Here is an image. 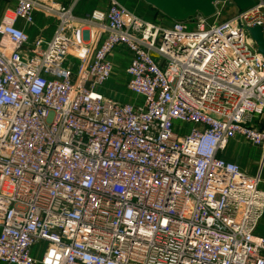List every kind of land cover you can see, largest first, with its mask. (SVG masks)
<instances>
[{
	"label": "built area",
	"instance_id": "obj_1",
	"mask_svg": "<svg viewBox=\"0 0 264 264\" xmlns=\"http://www.w3.org/2000/svg\"><path fill=\"white\" fill-rule=\"evenodd\" d=\"M16 1L0 22V264H264L261 179L220 157L237 137L264 154L248 31L264 35V4L161 25L117 0L84 17ZM36 12L58 25L30 48L17 23ZM119 48L141 103L97 91Z\"/></svg>",
	"mask_w": 264,
	"mask_h": 264
},
{
	"label": "crops",
	"instance_id": "obj_2",
	"mask_svg": "<svg viewBox=\"0 0 264 264\" xmlns=\"http://www.w3.org/2000/svg\"><path fill=\"white\" fill-rule=\"evenodd\" d=\"M59 4L66 8H73L74 14L77 17H84L90 14L96 9L99 10H108L109 0H57ZM121 5L130 9L138 17L143 20L150 21L146 18L148 13L153 15V19H160L161 25H172L171 22L164 14L162 15L155 8L151 7L149 4L143 0H117ZM230 5V6H229ZM17 6L16 0H0V22L2 21L5 13L8 10H13ZM218 12L221 17L225 18L224 20L229 19L231 16L239 12L238 8L233 3H223L219 4ZM229 6V8H227ZM237 10L235 14L230 15L231 9ZM222 20V21H224ZM152 22V21H150ZM58 25V20L53 17H46L42 12L35 13V22L33 26H26L23 21H18L17 26L26 30L30 36L29 47H33L38 41L49 42L54 36ZM121 53H118V55ZM115 52L113 54L112 60L115 65V70L113 77L121 80L125 85L128 83V76L126 75V69L130 65L131 59L125 54L118 56ZM112 99H118L117 95L107 96ZM123 100L126 103L136 102L141 103L142 99L133 95H124ZM256 124L260 128H264V114L259 116L256 120ZM220 157L224 160L238 164L243 173L248 176H258L261 179L259 188L264 191V154L263 150L256 148L252 145H249L241 137L233 139L228 148L220 153ZM257 233L259 235L264 234V218L259 224ZM44 246H37L33 250V256L35 259L40 260L43 256Z\"/></svg>",
	"mask_w": 264,
	"mask_h": 264
},
{
	"label": "water",
	"instance_id": "obj_3",
	"mask_svg": "<svg viewBox=\"0 0 264 264\" xmlns=\"http://www.w3.org/2000/svg\"><path fill=\"white\" fill-rule=\"evenodd\" d=\"M155 8L162 15L164 14L172 22L189 21L197 18L198 15L210 19L217 15L219 4L232 2L244 13L255 6L254 0H143ZM249 34L256 43L257 52L264 56V35L262 28L249 27Z\"/></svg>",
	"mask_w": 264,
	"mask_h": 264
},
{
	"label": "rangeland",
	"instance_id": "obj_4",
	"mask_svg": "<svg viewBox=\"0 0 264 264\" xmlns=\"http://www.w3.org/2000/svg\"><path fill=\"white\" fill-rule=\"evenodd\" d=\"M255 1V4L257 3H263L264 4V0H254ZM223 4V3H222ZM230 6V5H229ZM229 6L227 8H229ZM237 10L234 9H231L230 11V15L232 14H235ZM146 18L154 23H157L159 24L160 22V19H153V15L149 14L148 13V16H146ZM225 18L221 17V20H224ZM194 28V25L193 24H189V29H193ZM117 55L118 53H121V54H125L128 59H130V56H129V53L124 49V48H119L117 51H116ZM121 54H119L118 56H120ZM122 56V55H121ZM74 62L76 65H78V61L76 60H72V59H68L67 62ZM97 91H99L100 93H103L104 95L106 96H109V95H117L118 96V99L122 102H125V100H123V96L124 95H133V93H129L127 90H126V85L125 83H123L121 80L119 79H116L113 77V79L111 81H109L108 83H106L104 86H101V87H98L97 88Z\"/></svg>",
	"mask_w": 264,
	"mask_h": 264
}]
</instances>
